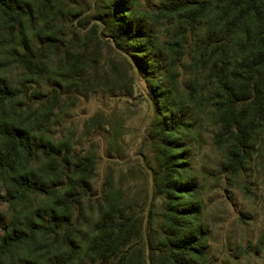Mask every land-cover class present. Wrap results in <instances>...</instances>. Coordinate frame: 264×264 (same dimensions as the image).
<instances>
[{"label":"rangeland","instance_id":"1","mask_svg":"<svg viewBox=\"0 0 264 264\" xmlns=\"http://www.w3.org/2000/svg\"><path fill=\"white\" fill-rule=\"evenodd\" d=\"M11 1L21 15L9 19L0 14V82L20 95L5 106L0 103V124L26 127L38 136L36 143L42 139L54 149L53 156L59 155L69 170L62 167L55 175L56 160L37 154L28 157L29 172L45 180L64 179L61 194L74 193L81 202L58 211L71 215L75 252L63 244L62 231L60 240L39 236L30 252L22 247L0 258V264H96L85 255L98 231L105 194L111 187L125 189L132 211L147 223L150 202L162 204L155 195L154 176L161 170L163 150L194 188L192 201L199 206L208 240L201 264H264V123H250L248 152L235 170L231 155L237 143L222 135L217 113V68L225 63L233 71L248 57L250 38L240 31L247 27L253 37L255 21L233 32L239 13L230 9L234 0H219L194 23L183 15L162 13L161 0H135L133 16L149 31L152 55L160 63L158 79L149 84L139 74L134 52L121 51L101 35L95 20L98 0H51L46 10L43 0ZM46 40L51 44L41 48ZM26 53L45 62L40 76L18 60ZM86 54V70L97 62V69L113 78L110 72L117 69L127 89L102 80L108 86L83 91L80 72L69 70ZM164 93L166 107L176 105L185 115L183 125L167 137L173 114L156 103ZM41 118L44 123L37 124ZM10 183V176L0 178V243L12 229L23 227L29 213L41 212L46 220L58 201L26 194L12 203ZM81 189L86 193L79 194Z\"/></svg>","mask_w":264,"mask_h":264},{"label":"trees","instance_id":"2","mask_svg":"<svg viewBox=\"0 0 264 264\" xmlns=\"http://www.w3.org/2000/svg\"><path fill=\"white\" fill-rule=\"evenodd\" d=\"M218 1L161 0L158 8L164 14L183 15L194 23L212 10ZM52 3L51 0H43L45 10ZM134 5L135 0H98L95 20L99 22L102 28L101 35L104 38L111 40L123 52H134L132 55L135 57L139 74L151 84L158 79L160 63H156L152 55L154 43L151 41L149 31L133 16ZM230 9L233 13L239 10L236 23L231 25L234 26L233 32L241 29V25L244 26L248 20H254L257 26V32L253 37L252 30L247 27L240 31L250 38L247 40L250 43L247 50L251 52L248 57L243 58L233 71H229L227 64L223 63L217 68L216 73L218 92L221 96L217 113L222 122V135L234 139L237 143L236 150L231 155V167L238 170L248 152L250 123L253 122L254 125L264 123V16L262 14L264 0H234V5L231 3ZM0 14L9 19L21 15L19 10L12 7L11 0H0ZM239 26L240 28L237 29ZM50 44L48 40L40 43L41 48ZM66 54L70 57L72 55L70 52ZM81 56L69 72H80L78 76L83 91L90 92L92 88L103 84L102 80L112 81L111 84L115 85V89H127L125 79L118 75L119 70L110 72L113 78L101 73L97 69V62L86 70L85 64L89 62V55ZM18 60L35 77L40 76L46 68L45 62L33 53L19 56ZM129 66L132 68L131 62ZM103 85L108 86L106 83ZM153 92L154 98L156 92L155 90ZM167 94L164 93L161 98L156 99L157 104L159 102L164 104L161 106L162 109L166 107L164 101L168 98ZM19 95L18 91L0 82L2 106L7 102L18 100ZM164 110H170L173 114L172 126L164 132V137H167L183 125L185 115L176 105H167ZM43 123V118L37 120V124ZM37 138L38 136L26 127H17L7 122L0 124V178L6 176L11 178V187L8 190L10 202H18L26 194L53 196L58 199L56 206L49 210V217L46 220L41 212L29 213L23 227H15L8 233L0 243V258L8 257L22 247L30 252L38 245L39 236L44 238L55 236V240L57 238L60 240L59 235L62 231L63 244L72 248L71 215L58 214V211L63 206L77 207L81 199L75 200L74 193L71 196L61 194L60 190L65 186L64 179L54 176L45 180L29 172L28 157L37 154L56 160L53 174L62 172L63 170H59L62 167L69 170L64 166L59 155L53 156L54 149L49 148L42 139L36 143ZM165 148L168 147L165 145ZM166 151L161 152V170L154 176L155 195L161 198L162 204L157 207L150 202L147 223H144L143 216H138L132 211L133 206L125 189L111 187L105 194L104 205L100 207L98 231L91 241L89 254L85 255L92 262L96 264H201L203 262L208 240L205 228L199 221V206L192 201L194 188L187 181L185 171L175 166ZM79 162L84 163V159L80 158ZM84 193H86L84 189L79 191L81 195ZM58 205L60 207L55 209ZM55 264L68 263L58 261Z\"/></svg>","mask_w":264,"mask_h":264}]
</instances>
